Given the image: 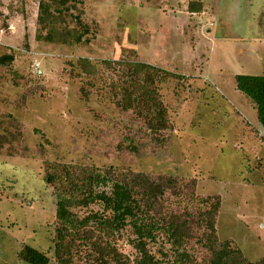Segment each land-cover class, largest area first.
<instances>
[{
    "label": "rangeland",
    "instance_id": "obj_1",
    "mask_svg": "<svg viewBox=\"0 0 264 264\" xmlns=\"http://www.w3.org/2000/svg\"><path fill=\"white\" fill-rule=\"evenodd\" d=\"M42 1L52 0H0V55H15L0 68V264H29L18 257L25 244L59 264L45 161L195 181L198 194L222 197L220 240L264 256V126L234 78L262 72L264 0H74L64 23L88 32L70 44L37 39ZM135 62L178 75L155 80L162 132L119 104Z\"/></svg>",
    "mask_w": 264,
    "mask_h": 264
},
{
    "label": "trees",
    "instance_id": "obj_2",
    "mask_svg": "<svg viewBox=\"0 0 264 264\" xmlns=\"http://www.w3.org/2000/svg\"><path fill=\"white\" fill-rule=\"evenodd\" d=\"M71 1L41 2L38 40L82 41L88 30L64 23L65 13L76 8ZM188 9L200 12L203 5L190 2ZM14 59L13 53L0 55V68ZM128 65L130 77L122 73L119 104L144 116L153 133L166 130L167 110L158 98L155 80L178 75L148 63ZM234 78L236 88L249 98L264 126V54L260 74L238 73ZM3 141L0 136V147ZM130 148L135 150V146ZM44 170L56 199L50 249L59 264H198L193 243L208 254L199 264H264V256L250 260L234 240H220L217 217L222 197L198 194L195 181L61 161H45ZM125 242L134 249L133 257L122 249ZM154 245L159 257L151 249ZM18 257L29 264L50 262L47 252L29 244L22 246Z\"/></svg>",
    "mask_w": 264,
    "mask_h": 264
}]
</instances>
